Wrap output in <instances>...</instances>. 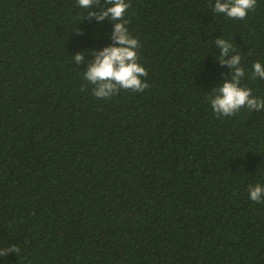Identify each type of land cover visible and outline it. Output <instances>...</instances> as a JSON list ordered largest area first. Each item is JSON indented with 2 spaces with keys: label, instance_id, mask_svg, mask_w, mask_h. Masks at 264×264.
<instances>
[{
  "label": "trees",
  "instance_id": "1",
  "mask_svg": "<svg viewBox=\"0 0 264 264\" xmlns=\"http://www.w3.org/2000/svg\"><path fill=\"white\" fill-rule=\"evenodd\" d=\"M127 2L149 88L99 99L84 71L114 22L77 0H0V248L18 250L0 264H264L248 192L264 186V110L210 104L232 75L220 37L264 99V0L244 20L215 0Z\"/></svg>",
  "mask_w": 264,
  "mask_h": 264
},
{
  "label": "clouds",
  "instance_id": "2",
  "mask_svg": "<svg viewBox=\"0 0 264 264\" xmlns=\"http://www.w3.org/2000/svg\"><path fill=\"white\" fill-rule=\"evenodd\" d=\"M81 8L92 9L88 13V19L95 18L98 22L109 19L114 22L111 33L112 44L102 50L92 52L93 60L87 62L84 78L93 85L92 94L99 98H111L119 95L121 90L143 93L149 88V84L143 79L148 76V71L139 63L137 49L141 46L137 38L131 36L127 27L129 21L125 14L130 3L127 0H104L100 11L94 7L101 4V0H77ZM257 6V0H215L214 11L223 14L229 19L244 20L250 10ZM215 47L219 48L218 57L221 66L227 65L231 72V78L225 79L217 88H213V96L210 104L217 117H229L235 115L241 108L250 111L264 110V99L253 96L252 89L241 85V79L245 76V69L241 66L242 57L236 52L231 42L223 37L217 38ZM75 64L85 62V53L77 52L74 56ZM264 79V65L259 61L254 63L252 79ZM86 86H82L84 91ZM249 198L253 202L264 201V186L260 184L250 185ZM15 245L0 248V256L6 257L8 253H17Z\"/></svg>",
  "mask_w": 264,
  "mask_h": 264
}]
</instances>
